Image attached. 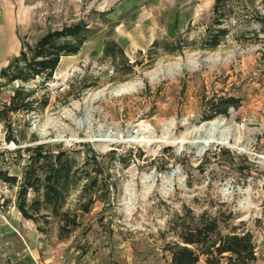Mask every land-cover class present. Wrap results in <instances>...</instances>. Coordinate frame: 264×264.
I'll list each match as a JSON object with an SVG mask.
<instances>
[{
  "label": "rangeland",
  "instance_id": "1",
  "mask_svg": "<svg viewBox=\"0 0 264 264\" xmlns=\"http://www.w3.org/2000/svg\"><path fill=\"white\" fill-rule=\"evenodd\" d=\"M215 3L0 0V71L48 31L79 22L90 29L78 54L62 57L49 82L24 85L38 103L32 113L9 116L17 142L4 141L0 123V167L9 175L21 180L29 149L41 147L65 151L80 182L63 208L74 225L38 207L41 193L28 192L33 219L22 217L30 249L25 264H170L168 221L184 205L195 213L232 211L253 235V264H264V0H221L220 26L214 24ZM221 28L226 37L208 50L207 30ZM107 40L124 50L126 61L103 56ZM130 83L141 85L114 94ZM17 86L0 78V107ZM101 93L104 99L94 101ZM225 97L239 99L238 109L202 122ZM214 120L242 128L228 144L201 150L195 142L215 133L190 132ZM119 136L123 140L111 145L100 141ZM163 138L182 144L162 145ZM17 191L0 181V222H9L11 208L17 211ZM89 202L88 211L81 210Z\"/></svg>",
  "mask_w": 264,
  "mask_h": 264
},
{
  "label": "trees",
  "instance_id": "2",
  "mask_svg": "<svg viewBox=\"0 0 264 264\" xmlns=\"http://www.w3.org/2000/svg\"><path fill=\"white\" fill-rule=\"evenodd\" d=\"M216 1L213 6V12L217 15L214 24L220 26L224 15L219 11L221 0ZM89 32L88 25L83 22L48 31L32 45L24 46L11 64L1 69L0 78L5 79L6 85L18 83L9 101L0 107V123L6 131V143L17 142L9 133L12 130L9 116L37 110L35 104L38 101L33 99L32 91L26 92L24 85L37 78L42 79L44 84L49 82L60 59L77 55L82 45L88 41ZM227 33L226 28L216 29L215 33L207 30L204 42L208 50L217 48ZM116 54L127 60L124 50L115 41H105L103 56L114 59ZM39 104V108L44 109L47 101H40ZM215 106L218 109L212 115L203 117L202 122L218 115L227 116L229 108L238 109L239 99L220 98ZM93 158L96 159L97 156ZM72 169L73 160L65 151L47 153L41 147H34L29 149L22 179L18 180L0 167V181L10 187H18L15 204L24 219H33L27 207V194L33 191L37 196L41 193L42 199L38 197L36 201L38 207L42 204L52 215L61 217L60 221L64 225H74L75 220L63 212L67 197L80 183ZM90 204L91 202L83 205L81 210L87 212ZM236 220L232 211L224 213L220 210L213 211L210 207L195 213L192 208L182 206L181 211L168 221V232L174 237V241L166 247L170 264H197L201 257H204L205 264H253L256 260L253 235L242 221Z\"/></svg>",
  "mask_w": 264,
  "mask_h": 264
},
{
  "label": "bare ground",
  "instance_id": "3",
  "mask_svg": "<svg viewBox=\"0 0 264 264\" xmlns=\"http://www.w3.org/2000/svg\"><path fill=\"white\" fill-rule=\"evenodd\" d=\"M217 61H218V58L210 60L211 63H214V62H217ZM201 62H203V61L198 60V61H195L193 63L186 64V66L190 67V68L196 67ZM178 69H180V67H177L176 70H178ZM161 75L167 76L168 73H161ZM151 79H152V81L155 82V81H157L158 77L155 75ZM140 85H141L140 83H130V84L122 86L117 92L123 91L124 93L125 92L129 93V92L137 90L140 87ZM102 99H104V94L103 93L95 96L93 100L96 101V100H102ZM241 128L242 127H239L237 125H231L229 127L224 128L223 124L220 121L214 120L212 122L203 124L199 128L194 129L192 132H190V136H192V135L193 136H198V135H201V134L207 135V134H210V133H215V134L218 133L219 134V135L216 134V135H218V137H216V138H214V135H215L214 134V135H211V136L209 135L206 138L195 142V144L199 145L201 147V150H203L206 145L211 144V143H218V144H221V145L228 144V139L231 138V137H235L239 133ZM128 138H130V140H127V141H131V142L133 140H137L138 142H148L147 140L144 139L145 137H139V138L138 137H128ZM122 140H123V138L119 136V137H116V138H110V139L100 140V141L105 142L106 145H111V144H113L115 142H119V141H122ZM183 141H185V140H183ZM161 144L162 145L163 144H170V145L173 146V145L182 144V140L178 141L177 139L173 140V139H169V138H163V140L161 141Z\"/></svg>",
  "mask_w": 264,
  "mask_h": 264
},
{
  "label": "crops",
  "instance_id": "4",
  "mask_svg": "<svg viewBox=\"0 0 264 264\" xmlns=\"http://www.w3.org/2000/svg\"><path fill=\"white\" fill-rule=\"evenodd\" d=\"M3 7L4 16L8 18V6L4 3ZM6 214L9 222H0V256L3 258L0 257V264H9V261L11 264H25V250H30L24 238V228L28 225L18 210L11 208ZM255 264L263 263L258 261Z\"/></svg>",
  "mask_w": 264,
  "mask_h": 264
},
{
  "label": "water",
  "instance_id": "5",
  "mask_svg": "<svg viewBox=\"0 0 264 264\" xmlns=\"http://www.w3.org/2000/svg\"><path fill=\"white\" fill-rule=\"evenodd\" d=\"M121 93H124L123 91H120V92H115L114 94H121ZM125 93H127V92H125Z\"/></svg>",
  "mask_w": 264,
  "mask_h": 264
}]
</instances>
